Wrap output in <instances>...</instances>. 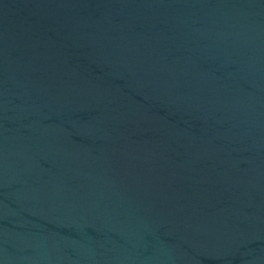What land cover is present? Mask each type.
Returning <instances> with one entry per match:
<instances>
[{
    "label": "water",
    "instance_id": "95a60500",
    "mask_svg": "<svg viewBox=\"0 0 264 264\" xmlns=\"http://www.w3.org/2000/svg\"><path fill=\"white\" fill-rule=\"evenodd\" d=\"M0 264H264V0H0Z\"/></svg>",
    "mask_w": 264,
    "mask_h": 264
}]
</instances>
